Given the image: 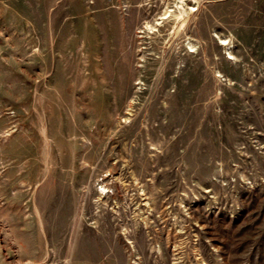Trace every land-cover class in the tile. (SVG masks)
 <instances>
[{
	"label": "rangeland",
	"instance_id": "374dc122",
	"mask_svg": "<svg viewBox=\"0 0 264 264\" xmlns=\"http://www.w3.org/2000/svg\"><path fill=\"white\" fill-rule=\"evenodd\" d=\"M0 264H264V0H0Z\"/></svg>",
	"mask_w": 264,
	"mask_h": 264
},
{
	"label": "bare ground",
	"instance_id": "6f19581e",
	"mask_svg": "<svg viewBox=\"0 0 264 264\" xmlns=\"http://www.w3.org/2000/svg\"><path fill=\"white\" fill-rule=\"evenodd\" d=\"M182 3L184 2V1H186V0H180ZM191 1V0H190ZM192 1H196V0H192ZM196 8L194 7V5H192L191 7H189V10H195ZM185 12V9L182 7V6H180V16L183 14ZM185 21V19L183 18V20H182V22H184ZM150 27V26H149ZM218 42L220 43V44H222V45H227L228 44V40L227 39H223V38H219L218 39ZM189 51H192V49H189ZM227 58H233V56L230 54V52H227Z\"/></svg>",
	"mask_w": 264,
	"mask_h": 264
}]
</instances>
